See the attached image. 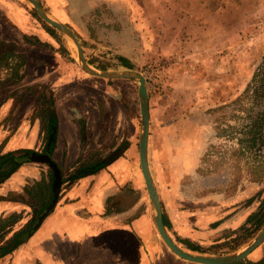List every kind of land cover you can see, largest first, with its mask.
<instances>
[{
  "label": "rangeland",
  "instance_id": "rangeland-1",
  "mask_svg": "<svg viewBox=\"0 0 264 264\" xmlns=\"http://www.w3.org/2000/svg\"><path fill=\"white\" fill-rule=\"evenodd\" d=\"M39 1L76 34L95 69L132 70L146 79L150 161L167 228L181 247L189 240L200 244L206 256L219 254L232 238L233 227L238 229L250 215L264 210V150L252 147V138L264 126V0ZM26 5L36 19L34 26L46 31L42 44H54L85 77L108 86L113 93L109 103L118 99L107 123L115 139L106 151L111 153L130 138L136 156L141 123L138 83L85 73L72 43ZM28 41L41 44L36 36ZM120 58L133 68H125ZM26 167L44 169L40 172L45 177L51 170L33 163ZM26 176L21 169L7 184L20 185L17 192L0 186V218L21 215L13 230L0 237V244H7L15 233L30 231L38 220L31 224L33 209L24 204L33 184ZM146 214L145 225L150 227L153 219L149 211ZM224 221L231 226H224ZM261 230L252 233L249 243ZM104 243L120 250L110 239ZM89 244L88 238L83 240L82 250ZM1 261L26 264L19 254ZM186 263L158 255L157 264Z\"/></svg>",
  "mask_w": 264,
  "mask_h": 264
},
{
  "label": "crops",
  "instance_id": "crops-1",
  "mask_svg": "<svg viewBox=\"0 0 264 264\" xmlns=\"http://www.w3.org/2000/svg\"><path fill=\"white\" fill-rule=\"evenodd\" d=\"M24 1L0 0V58L5 53L11 56L8 61L10 66L0 69V83L8 81L12 76V60L16 63L20 61L17 55H24L26 59L24 76L21 69L18 73L23 78L18 83L9 82L0 86V155L22 150L44 153L46 140L43 120L34 118V112L40 95L48 94L45 88L50 90L48 95H53L58 119L56 144L51 153L63 175L73 170L79 158L84 162L97 150L104 151L108 156L118 152L120 147L122 151L118 153L119 158L95 175L79 179L71 186L64 184L63 179L55 209L36 232L8 256L19 254L26 264H157L159 254H169L180 262L192 264L176 256L157 231L146 186L144 188L139 145L136 156L135 146L130 138H124L111 153L106 151L115 139V136H111L107 123L110 111L114 109L118 99L113 98L109 103V95L113 93H109L108 86L85 77L75 63L62 57L54 44L52 47L42 44L46 31L34 26L36 19L26 5L27 1ZM51 14L58 19V16ZM29 36L41 39V44H31ZM1 43L15 44V57L12 56L13 48ZM82 121L86 124L84 135ZM151 138L150 135L148 161L158 190L150 161ZM85 140L88 141L86 146L82 144ZM29 164L32 163L22 164L18 171L25 170V179L28 181L33 178L34 184L45 177V173L40 172L44 169L26 167ZM18 171L0 186H6L11 193L17 192L20 185L14 183L13 188H8L7 184L15 179ZM4 200L13 201L10 198ZM147 211L153 219L150 227L145 225ZM163 212L164 220H167L166 229L174 240L167 228L168 219L164 208ZM223 225L231 226L229 221H224ZM235 230L236 227H233L231 232ZM87 238L90 244L82 250L83 240ZM108 239L114 241L120 250L113 249L111 243L105 244L104 241ZM92 240L96 241L95 246L91 245ZM174 241L180 244L177 239ZM218 242L220 241L217 240ZM190 243L201 247L200 244ZM124 248L127 251L123 252ZM181 248L193 254L206 255L186 245ZM213 256L222 255L215 253ZM263 258L264 243L246 259L257 261Z\"/></svg>",
  "mask_w": 264,
  "mask_h": 264
},
{
  "label": "trees",
  "instance_id": "trees-1",
  "mask_svg": "<svg viewBox=\"0 0 264 264\" xmlns=\"http://www.w3.org/2000/svg\"><path fill=\"white\" fill-rule=\"evenodd\" d=\"M4 46L12 47L13 53L12 56L15 57L14 52L16 51L15 44H5L1 43ZM12 57V59L14 58ZM11 56L9 53H5L0 58V69L4 66L9 67ZM17 58L20 59L18 63L13 62L12 60V68L10 74V79L0 83L4 85L6 83H18L24 76L26 59L24 55H17ZM121 64L125 68L132 69V64L126 58H120ZM20 64V65H18ZM22 71V75H18L19 71ZM35 90V89H32ZM34 118H41L43 120V132L45 136L46 146L49 142V137L55 133V140L52 142L51 151L53 152L57 139V130L58 127V119L54 109V100L53 95H45L42 94L39 97L38 103L36 105V110L34 112ZM82 126V135L85 134V122H81ZM88 145V141H82V144ZM252 147L255 151L261 152L264 150V126H261L254 138H252ZM46 146L44 147L43 152L46 150ZM118 152H115L113 155L108 156L104 151L97 150L93 154H91L87 160L82 162V158H79L78 163L75 165L71 172H66L63 175L64 184L73 185L79 179L88 177L90 175H95L99 173L102 169L106 168L109 164L114 162L117 158H119V151H122V147L117 149ZM34 151L31 150H22L14 153H8L5 155H0V185L6 182L9 178H11L22 166V164L17 162L18 157H25L32 154ZM53 182H54V174L53 171L50 170L48 177H43L40 181L35 182L27 191V195L29 197L28 201H24V204H28L33 209V213L35 218L31 221V224H34L38 217L50 206L53 199ZM21 220V215L15 214L8 218H0V237H2L6 232L13 230V228L18 224ZM165 224L167 220H164ZM264 226V210L260 208L257 212L250 215L245 223L240 226L238 229L230 233L231 238L225 247V249L219 254L216 255H227L232 254L242 247L246 246L249 243V240L253 238L252 233L257 234L261 228ZM26 232L15 233L12 239L7 244H0V260L5 258L6 256L12 254L19 246H21L24 242L22 240V236ZM240 233V234H239ZM183 244L188 248L198 251L201 254H205L203 249L200 246H194L188 241H183ZM235 264H264V258L253 261L250 259L243 260L241 262Z\"/></svg>",
  "mask_w": 264,
  "mask_h": 264
},
{
  "label": "water",
  "instance_id": "water-1",
  "mask_svg": "<svg viewBox=\"0 0 264 264\" xmlns=\"http://www.w3.org/2000/svg\"><path fill=\"white\" fill-rule=\"evenodd\" d=\"M31 6V8L37 13V15L45 21L48 25L59 31L65 36L74 46L77 53V62L79 67L87 74L109 80H135L139 85V106H140V137H139V160L140 167L144 177L146 190L152 205L154 221L157 231L167 245V247L179 258L195 263V264H235L248 258L256 249H258L264 243V228L245 248L228 255L222 256H206L190 253L182 249L168 233L165 222L164 212L160 196L153 180L149 161H148V146L150 137V95L146 86V79L138 72L132 70L122 71H101L91 66L84 54L83 48L76 34L59 19L54 17L49 11L43 7L38 0H25ZM53 133L49 138L48 146L44 153L33 152L32 154L18 158L17 162L20 164L33 163L39 165H45L49 167L54 174L53 182V199L50 206L44 213L38 218L36 223L32 226L30 231L22 236V240L28 239L36 230L41 226L45 218L52 213L55 209L63 184V172L60 166L53 160L51 153V144L54 141Z\"/></svg>",
  "mask_w": 264,
  "mask_h": 264
},
{
  "label": "bare ground",
  "instance_id": "bare-ground-1",
  "mask_svg": "<svg viewBox=\"0 0 264 264\" xmlns=\"http://www.w3.org/2000/svg\"><path fill=\"white\" fill-rule=\"evenodd\" d=\"M74 50V49H73Z\"/></svg>",
  "mask_w": 264,
  "mask_h": 264
}]
</instances>
